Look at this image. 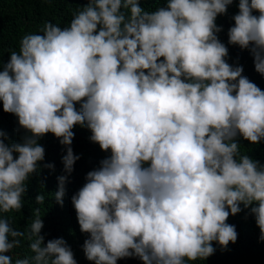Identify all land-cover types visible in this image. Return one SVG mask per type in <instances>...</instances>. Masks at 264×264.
Masks as SVG:
<instances>
[{
  "label": "clouds",
  "instance_id": "obj_1",
  "mask_svg": "<svg viewBox=\"0 0 264 264\" xmlns=\"http://www.w3.org/2000/svg\"><path fill=\"white\" fill-rule=\"evenodd\" d=\"M234 2L164 0L150 12L142 0H88L67 26L47 21L0 59V103L27 133L15 142L0 129V264H77L64 238L45 242L39 208L28 235L34 255L13 261L24 233L2 215L24 206L49 133L66 150L55 191L63 207L80 159L76 126L108 153L71 197L88 261L206 260L214 243L225 251L237 242L227 221L245 210L264 242V164L238 140L264 141V90L228 62L216 22ZM238 8L228 44L248 50L264 75V0Z\"/></svg>",
  "mask_w": 264,
  "mask_h": 264
},
{
  "label": "trees",
  "instance_id": "obj_2",
  "mask_svg": "<svg viewBox=\"0 0 264 264\" xmlns=\"http://www.w3.org/2000/svg\"><path fill=\"white\" fill-rule=\"evenodd\" d=\"M238 2L229 6L227 15L219 16L217 24L223 27L218 34L220 40L229 48L228 62L234 66H243V75L264 90V75L255 70L254 60L248 50H242L238 46L228 44V29L234 26L232 17L238 13ZM88 0H0V59L6 63L10 58V51H19L21 38L29 33L40 34V29L47 21L61 27L67 26L73 18L74 12L81 9ZM141 6L146 11H154L164 6V0H142ZM258 15V13H254ZM18 118L3 111L0 103V129L8 134L11 141L20 142L26 135L24 129L19 128ZM73 140L74 153L80 159L74 165V171L69 176L66 184L64 204L61 207L55 201V191L58 189V177L66 175L62 157L66 154L65 148L51 133L40 140L45 148V160L41 162L39 174H34L28 181V191L24 196V206L20 211L3 213V218L10 220L14 229L23 232L19 237L21 244L13 252V261L17 257L34 255L30 248L28 235L31 223L35 216V210L40 209V216L44 221L41 234L45 236V242L49 239L64 238L71 247L77 264H93L88 261L83 252V244L88 234L80 231L76 211L72 205L71 197L84 185L86 174L99 166V161L108 153L103 152L98 144L90 141L91 132L87 128L76 126ZM240 151L264 164V141L252 144L239 137ZM7 142V141H6ZM54 164L55 170L44 168L43 164ZM43 194V204H37L35 197ZM243 207V205H241ZM247 210L229 217L227 223L235 225L238 232V240L231 243L228 249L221 250L218 243H214L216 252L206 260L188 262V264H264V242L259 240L260 229L256 225L255 218L248 215ZM118 264H142L138 258H125Z\"/></svg>",
  "mask_w": 264,
  "mask_h": 264
}]
</instances>
